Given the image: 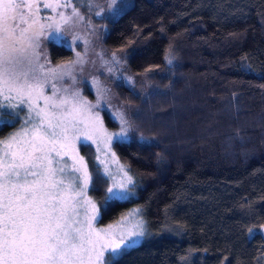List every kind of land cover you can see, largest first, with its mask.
Masks as SVG:
<instances>
[{"label": "trees", "instance_id": "1", "mask_svg": "<svg viewBox=\"0 0 264 264\" xmlns=\"http://www.w3.org/2000/svg\"><path fill=\"white\" fill-rule=\"evenodd\" d=\"M128 3L94 19L101 47L150 84L115 85L140 113L112 142L135 196L105 207L97 224L138 207L147 233L117 264H264V0ZM47 49L52 64L72 58ZM103 121L115 128L105 112ZM78 149L95 183V152ZM88 195L100 207L103 186Z\"/></svg>", "mask_w": 264, "mask_h": 264}, {"label": "snow or ice", "instance_id": "2", "mask_svg": "<svg viewBox=\"0 0 264 264\" xmlns=\"http://www.w3.org/2000/svg\"><path fill=\"white\" fill-rule=\"evenodd\" d=\"M116 4L117 0H110L109 8ZM129 6L128 0H120L114 16L118 17ZM32 7L39 8L18 0H0V84L9 92L15 91L19 98L18 103H12L13 97L0 90V95L9 101L0 104V109H15L28 97V113L21 130L0 141V264H105L106 252L107 264H117L146 238L142 219L122 217L117 231H113L116 225L97 229L94 223L105 207L135 196V182L124 166L119 165L115 173L105 166L102 175L101 168L96 167L97 179L92 183L76 145L87 148L91 142L99 151L98 136L103 133L104 143L110 149L113 136L120 142L129 136L135 123L132 117L139 119L140 113L131 106L118 111L120 130L107 134L100 113L93 112L101 107L100 103L89 104L79 90L69 92L63 88L61 94L53 84L52 95L43 96L49 75L43 65L35 63L34 53L28 52L35 47V34L25 36L28 29H20L19 34L17 31L19 23L24 22L22 9ZM75 14L79 18V13ZM70 19L61 15L62 23L67 24ZM60 30L61 25L57 23L56 31ZM166 59L172 64L171 58ZM112 62L119 65L120 59L113 54ZM107 71L112 74L114 69L108 67ZM62 75L54 78L60 79ZM72 80L75 82V77ZM129 82L134 87L130 77ZM41 98L45 101L43 108L34 104V100ZM110 155L116 158L115 152ZM64 156H69L71 163ZM89 185L93 192L103 186L100 207L87 196ZM79 207L85 208L83 219L78 218ZM125 220L129 223L125 224Z\"/></svg>", "mask_w": 264, "mask_h": 264}, {"label": "rangeland", "instance_id": "3", "mask_svg": "<svg viewBox=\"0 0 264 264\" xmlns=\"http://www.w3.org/2000/svg\"><path fill=\"white\" fill-rule=\"evenodd\" d=\"M18 2L39 6L38 10L36 7L22 9L24 12V22L19 23L17 31L19 34L20 29H28V31L24 33L25 36H32L35 34V39L33 41L35 47L29 48L28 52L30 55L34 53L35 63L37 65H43L44 72L49 75V83L44 87L43 96L52 95L53 84L56 85L57 89L61 90V94L63 88H68L69 92L79 90L83 99L88 101L89 104L100 103L101 107L99 109H93V112L98 111L100 113L103 130L107 134L119 132L121 125L117 117V112L123 111L128 107L118 99L115 93V85L124 83L128 88H133L139 92H144L150 87L145 77L128 74L121 62L119 65L114 64L112 62L113 54L106 52L101 47L99 27L95 24L94 19L102 15L114 16L115 8L119 7L120 0H117L116 6L111 9L109 8L110 0H18ZM47 4L53 7H44V5ZM73 9H75V13H79V18L73 12ZM97 13L100 14L98 15ZM61 15L66 18L70 17L69 23H62ZM33 21H35V23H33ZM57 23L61 25L60 31H56ZM48 43H55L71 50L72 58L61 64H52L48 57ZM78 53L79 57L77 55ZM116 58L118 59L117 56ZM78 59L80 60L79 63H77ZM65 65L67 66L66 68L63 67ZM108 67L114 69L112 74L107 71ZM53 69L56 71L53 72ZM61 74H63L62 78H54ZM72 77H75V82H73ZM129 77L131 81L134 82V87L129 82ZM0 90H2L4 94L13 97L12 103H18L19 98L15 91L9 92L7 87L3 84H0ZM57 99H59V95ZM24 101L25 103L23 105H19L15 109H0V113L3 114L2 118H0V126L6 124L3 121H10L9 124H6L7 127L13 125L12 128L6 130L4 135L0 138V141L7 140L12 134L21 130L23 121L28 113L26 107L28 97L25 96ZM7 103H9V101L4 99V95H0V104ZM34 104L43 108L45 101L41 98L34 100ZM17 112H19V116L16 115ZM104 112L108 114L111 121L114 123V129H109L105 126L103 121ZM105 139L106 136L103 133L98 136L99 151H97L96 144H91V142H89V144L95 152L96 162L100 166L102 173L105 166L115 173L118 166L122 165L117 157L113 159L110 155V153L113 152L112 142L117 140V138L115 136L112 137L110 149L105 145ZM78 144L76 145L77 148ZM78 154L82 156L80 152H78ZM64 160L71 163L69 156H64ZM100 161H105V164H101ZM53 167H56V165L54 164ZM124 171H126L125 168ZM117 179H119V176ZM110 183L111 181H109V184ZM88 191L89 188L87 190V196L90 197ZM77 211L81 213L78 218L83 219L85 208L79 207ZM140 215L141 212L138 207H130L116 220L103 225H98L96 221L94 227L97 229L107 228L108 225L111 224L116 225L113 231H117L120 228L119 222L122 217L131 216L134 219H142ZM128 223L129 221L125 220V224ZM143 225L145 227L144 221ZM107 259L108 253L106 252L104 256L105 264H107Z\"/></svg>", "mask_w": 264, "mask_h": 264}]
</instances>
